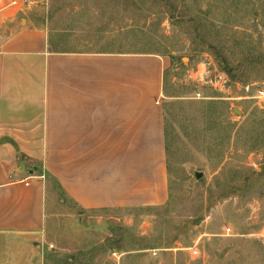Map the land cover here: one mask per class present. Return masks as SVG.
Returning <instances> with one entry per match:
<instances>
[{
  "label": "rangeland",
  "instance_id": "374dc122",
  "mask_svg": "<svg viewBox=\"0 0 264 264\" xmlns=\"http://www.w3.org/2000/svg\"><path fill=\"white\" fill-rule=\"evenodd\" d=\"M24 7L59 26L86 23L95 35L118 28L121 36L125 27L127 52L168 64L160 99L168 199L85 210L49 179L46 242L35 264H264V0H27ZM204 69L225 73L226 88L199 80Z\"/></svg>",
  "mask_w": 264,
  "mask_h": 264
},
{
  "label": "crops",
  "instance_id": "0c3cea01",
  "mask_svg": "<svg viewBox=\"0 0 264 264\" xmlns=\"http://www.w3.org/2000/svg\"><path fill=\"white\" fill-rule=\"evenodd\" d=\"M39 14L0 10V264L38 262L49 179L85 210L169 195L167 61L127 52L125 27L95 35Z\"/></svg>",
  "mask_w": 264,
  "mask_h": 264
},
{
  "label": "built area",
  "instance_id": "2783aa9c",
  "mask_svg": "<svg viewBox=\"0 0 264 264\" xmlns=\"http://www.w3.org/2000/svg\"><path fill=\"white\" fill-rule=\"evenodd\" d=\"M27 0H0V10L4 9L6 7H16V6H25ZM198 73V72H197ZM207 71L204 69L203 72H201L199 76V80H205L208 82L212 87L219 88L220 90L223 88H226V85L228 84V78L223 72H216L212 75L207 76ZM261 95H264V91L262 90L260 92ZM230 228H226V234H229ZM191 252L196 255L198 254V248L196 246L191 247ZM114 256L116 255V252L112 253Z\"/></svg>",
  "mask_w": 264,
  "mask_h": 264
}]
</instances>
